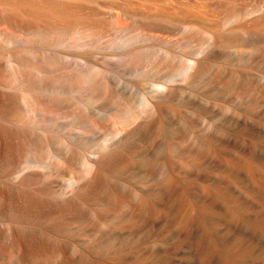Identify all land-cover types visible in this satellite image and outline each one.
<instances>
[{
  "label": "bare ground",
  "instance_id": "6f19581e",
  "mask_svg": "<svg viewBox=\"0 0 264 264\" xmlns=\"http://www.w3.org/2000/svg\"><path fill=\"white\" fill-rule=\"evenodd\" d=\"M81 1L0 0V264H264V76L222 55L264 65V0L145 13L122 65L169 67L136 104L106 52L125 9ZM163 25L194 58L138 48Z\"/></svg>",
  "mask_w": 264,
  "mask_h": 264
},
{
  "label": "rangeland",
  "instance_id": "374dc122",
  "mask_svg": "<svg viewBox=\"0 0 264 264\" xmlns=\"http://www.w3.org/2000/svg\"><path fill=\"white\" fill-rule=\"evenodd\" d=\"M223 1L225 0H89L87 2L86 1L79 2L78 7L81 10V16L86 19L90 18L89 13L91 11L101 12L102 6L105 4L115 5L118 8L125 9V12L124 13L121 12V15H120L121 17L119 18V20L121 19L119 22H121L120 25L122 24L121 26L122 29L118 28L120 27L118 23L117 25L118 27L114 30L115 33L113 32L109 37L110 45H109V50H107L106 52L111 58H113V66H114L113 72L120 82L119 83L120 85L118 86L115 85L116 88L114 89L117 91V93L115 91V96L118 95V92H119L118 90H122L123 88H129L130 90L132 89L131 91L133 93H132V99L130 100V103L133 102V104H136L137 99L139 97L138 93H140V91L143 92L144 90L145 92H147L148 90H150L151 84L157 85L156 81H159L158 83L163 82L164 77L168 74V72H166L168 70L166 69L169 67L166 65L162 69L163 71L161 70L160 72V74L162 75H160L159 73L157 75L151 71L152 67L151 68L149 67L150 66L148 65L149 62H147L146 60H141L142 63L140 62V70L138 71V73L136 72V74L131 69V67H126L122 65L123 63L121 62L120 57L129 51V49L126 46L128 44V39L131 33H134L137 27L139 28L143 27L144 25L142 23L143 15L147 12H161V13H167V14L175 13L178 15H184L186 13H191L193 17L195 16L196 19L202 20L204 21V23H207V22L210 23L211 20L218 22V14H219L218 8L223 6ZM234 1H236V3L242 8L247 7L249 4L247 0H234ZM257 2L259 3L260 0H257ZM176 25L179 26V24H176ZM161 26L144 30V33L150 34L152 36V39L149 42L144 41L145 40L144 37L142 38V36H137L136 39L138 43L141 40L143 41L138 44V48H140L141 50L144 48L142 51H144L145 54L149 53L147 46H150L151 48L153 47V49L155 50L158 49V50H166L167 52L170 51L169 53L171 54L175 51L174 53L179 56H176V55L174 56L178 57L179 59H183L184 61H188V59L191 60L192 58L195 57L194 55L195 53H193V51L198 46L197 43L200 44L199 42L202 41L201 38H196L194 40V42L191 44L194 47L189 46L188 49L187 47L185 49H182L180 44L182 41H185L186 38L185 36H182L180 32L181 30H179L181 29L179 28L180 26L179 27L176 26L179 29H177L175 25L174 26L169 25L170 27L169 26L167 27V25H163L164 28ZM137 32H139V30L138 31L136 30L135 33ZM228 37L224 36V39L228 41L229 40L227 39ZM186 45H189V44L186 43ZM227 45H228V48L225 49L224 47L225 51H223L224 49L222 50L223 51L222 55L225 61L227 59V62L229 64H234V66L237 69L239 68L240 71H244V72L250 71L249 73L253 74L254 76L256 75V77H261L262 75L264 76L263 63L259 62V60H256L252 58V56H250L251 50H248L249 48H242L243 50L240 48V50H242L243 52H239L240 51L239 48L235 49V51L233 50L234 48L230 45V42L224 46L227 47ZM190 47L193 50H191ZM236 50L240 54H237ZM99 52L101 53V50L96 51V54L99 55ZM232 52L234 53L236 52V53L234 54ZM247 53L249 54L247 55ZM224 54L226 56H224ZM178 64L180 63L176 62L175 64L176 69L178 68L177 67ZM180 65H182V63ZM254 71L258 72L260 75L262 73V75L258 76V73L255 74ZM141 72H149L147 73L148 75H145L146 77H149V78H145V81H144L143 79L145 76L139 75V73ZM141 76L143 78H141ZM150 80L151 81L155 80L154 82H156V84H154V82H150ZM129 86H132V88ZM118 87L120 88L118 89ZM137 88L139 89L141 88L140 91ZM186 97H187V94L185 95V97H183L184 101L187 100ZM259 107L260 105L259 106L258 104L255 105L254 106L255 111H257Z\"/></svg>",
  "mask_w": 264,
  "mask_h": 264
}]
</instances>
